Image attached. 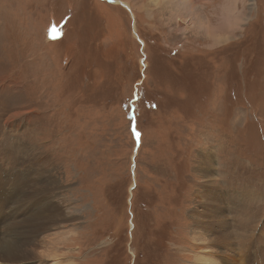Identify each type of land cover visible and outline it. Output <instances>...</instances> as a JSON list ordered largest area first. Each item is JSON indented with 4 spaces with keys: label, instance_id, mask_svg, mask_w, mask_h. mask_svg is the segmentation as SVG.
Here are the masks:
<instances>
[{
    "label": "rangeland",
    "instance_id": "374dc122",
    "mask_svg": "<svg viewBox=\"0 0 264 264\" xmlns=\"http://www.w3.org/2000/svg\"><path fill=\"white\" fill-rule=\"evenodd\" d=\"M119 1L133 15L108 0H0V241L31 245L0 263H54L34 217L51 198L42 235L70 231L50 249L76 264H196V245L203 264H264V0L200 2L217 43L148 0ZM45 160L61 189L43 191ZM241 207L236 256L193 236L228 238Z\"/></svg>",
    "mask_w": 264,
    "mask_h": 264
},
{
    "label": "bare ground",
    "instance_id": "6f19581e",
    "mask_svg": "<svg viewBox=\"0 0 264 264\" xmlns=\"http://www.w3.org/2000/svg\"><path fill=\"white\" fill-rule=\"evenodd\" d=\"M108 1H110L111 3H114V4L115 3H119L120 5L124 6V8L129 9L131 14L133 15V10L131 9V5L123 3V2H121L119 0H108ZM197 1H199V2H197ZM202 1L206 2L208 0H148L147 8H148L149 11H151L150 8H154V9H156L158 11V13H163L165 15V17H163V20L165 21V23H167L169 25L176 26V29H178L182 33H187L188 35H191V36L192 35L193 36H199L201 38H211V40H213L214 43L227 40V37L226 38H222L220 35L217 34V32L215 31L214 27H212V25H211V23H210V21L208 19V16L204 12L203 5H201L202 3H200ZM234 3H235V1H234ZM250 9H251V7H250ZM241 20L245 21V19L243 20L242 18H241ZM200 157L202 158L201 159V166H200L201 172L203 174V177H206L207 180H208V178L212 177L211 171L214 170V168H213V162H214L213 158L208 153H204ZM43 163H44L45 168L47 169L48 175H49L46 178L44 177L45 181H47V185L45 184V186H44L45 189L43 191H47V190L49 191V188L51 186L54 187L53 189H55V188L56 189L57 188L61 189L62 185H60L58 183V181H59L58 179L59 178L57 177V175H55L56 173L54 174L55 167L53 165H51V163L48 160H45ZM53 182H55V184H53ZM36 191H37V189H36ZM51 196H53V195L51 194ZM56 198H58V197H55V199ZM50 200H51V198L46 200V205H44L43 207L40 206L39 210L36 211V213L34 214V217L36 216L37 219H40V224L38 225V227H39V229H41V233L42 234H43V232H46V231H48L51 228L50 225H52V224L47 225V224H49V223L46 222L47 219H49L50 222H53V221L56 220L57 215H59V212H57V210L55 208H53L51 206V204L49 203ZM57 201H59V200H57ZM57 203H58L59 206L61 205L60 201L57 202ZM62 203L64 205L70 204V199H68L67 197H63ZM204 203H206V199H204ZM211 204L214 205L218 209V207L216 205L217 203H214L212 201ZM43 210L44 211L46 210L45 211L46 213H43L44 212ZM51 212H53L52 215L50 217H48ZM250 213H248L244 209V207H241V210H240L239 214H237V215H235L233 217V219L236 220V222H234L233 219H232L233 221L231 220V222H230L229 221L230 220L229 217L227 218V221H228L227 229L229 228L228 230L230 231V234H231L230 236L228 235V238L226 237V235H227L226 232H222V235L219 234V236L222 237L219 240H205L208 237L203 236V235H197V234H195L193 236H196L198 238L203 239L204 243H211V242L218 243L219 242L220 244H223L222 247H221V254H222L221 258L223 260H224V258L226 256H230V257L236 256V254L238 253V249H239L240 245L238 244L235 247V241H234V246L232 245V243H231V240H232L231 239L232 238V229H233V231L235 233L236 232L235 229L237 227H244L245 225H247V223H248V219L247 218H248V214H250ZM67 214H70V213H67ZM38 215H40V216H38ZM62 215L64 217L72 218V214L68 215V216H65V214H62ZM5 229L7 230L6 233H8V231H10L12 228L10 226H5ZM68 232H70V231H67V233H66V231H58V233L57 232L56 233H52V234H49L48 236H46V235L44 236V235L41 234L42 238H41L40 245H41V247L46 248V249H43V250L38 252L40 255H44V256H39V257H43L44 261L46 259H48V258L49 259L52 258L53 259L52 261L54 262L52 264H57L59 262H60L59 264H76V262H74L72 256H69V258L65 259V258H63L64 257L63 254L64 253H61V254H57L56 253L58 248L57 249H52V248H54V246L56 244H58L60 242L66 244L69 241ZM194 232H199V230L196 229V228H193L192 233H194ZM15 239H13L12 237H6V236L3 239H1V241H0V252L3 254V256L4 255H10L9 251H11V250L19 252L18 250L21 249V247H22V249L23 248L27 249V246H31V245H28V244H25V243H24L23 246H18V242L19 241H16ZM248 241H250V240H248ZM195 243H200V242L197 241ZM31 244L34 245L35 241H33ZM50 246L52 247L51 249H50ZM196 247L198 249L196 250V253L194 254V258H195L194 260H197V259L198 260L197 261H193V262H195L197 264V263H199L198 261H200V263L203 264V260L204 259L202 260V258L200 257V255H201L200 252L202 251L203 246L202 245H199V246L196 245ZM199 253H200V255H199ZM58 258H63V259H61L62 261L61 260L54 261V260H56ZM3 259H5V258H3ZM30 259L33 260L32 258H30ZM26 260H29V259H26ZM21 261H24V260H21ZM243 262H244V259H243ZM5 264H7V263H5ZM37 264H40V263H37ZM209 264H217V263H214L213 261H210ZM218 264H222V263L219 262Z\"/></svg>",
    "mask_w": 264,
    "mask_h": 264
},
{
    "label": "crops",
    "instance_id": "0c3cea01",
    "mask_svg": "<svg viewBox=\"0 0 264 264\" xmlns=\"http://www.w3.org/2000/svg\"><path fill=\"white\" fill-rule=\"evenodd\" d=\"M260 196H263L264 197V194L261 193Z\"/></svg>",
    "mask_w": 264,
    "mask_h": 264
}]
</instances>
